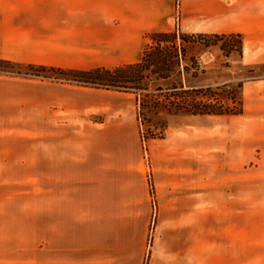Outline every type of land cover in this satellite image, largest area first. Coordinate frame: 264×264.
<instances>
[{"label":"crops","instance_id":"1","mask_svg":"<svg viewBox=\"0 0 264 264\" xmlns=\"http://www.w3.org/2000/svg\"><path fill=\"white\" fill-rule=\"evenodd\" d=\"M176 29L241 34L264 63V0H0V58L18 63L116 68ZM125 100L0 73V264H264V231H217L230 128L175 115L148 162Z\"/></svg>","mask_w":264,"mask_h":264},{"label":"rangeland","instance_id":"2","mask_svg":"<svg viewBox=\"0 0 264 264\" xmlns=\"http://www.w3.org/2000/svg\"><path fill=\"white\" fill-rule=\"evenodd\" d=\"M237 41L236 37L217 39V47L210 49L198 45L191 47L190 45L187 55L191 58L195 57L199 66H196V63L192 64L189 58L188 61L193 67H199V70L195 72L196 70L191 69L190 73L186 74L189 75L186 84L217 86V93L220 94L221 99L230 105H232L228 99L230 93L237 95L242 93L244 112L241 115L193 117L192 114L184 111L169 113L166 108L158 105L157 101L164 100L165 97L156 90L159 82L155 80L143 81V85L149 87L148 90L129 91L124 94L120 93L123 91L89 88V86L72 82L70 80L73 78V74L70 71L60 73L56 70H45L43 76L48 78L42 79L72 86L79 91H88L95 95L125 97L126 104L137 111L142 127L144 154L148 162L150 157L147 141L152 135L157 138L164 136L166 130L177 123L179 118H176L175 115H180V118L182 116L184 119L189 115L191 121H206V125L216 126L222 135H226V131L230 128L233 157L237 166L231 176L222 178L228 180L230 186L228 199L233 200L236 205L231 208H217V231H264V76L260 79L253 78L256 75H264V63L247 62L239 52L234 51L227 54V51L221 49L223 45L225 47L229 43ZM146 42V46L155 51L153 48L155 41L147 37ZM2 68L10 69L7 66H2ZM11 69L29 71L25 66L19 64L14 65ZM195 73L200 76L193 77L192 75ZM177 80L176 74L172 79L161 83L168 85ZM242 82L244 83L243 88L239 87ZM84 98L83 94H78L79 105L82 104ZM94 98L97 99V96ZM91 118L97 121L103 117L94 115ZM78 119L80 120L81 116ZM156 208L154 202V211Z\"/></svg>","mask_w":264,"mask_h":264},{"label":"trees","instance_id":"3","mask_svg":"<svg viewBox=\"0 0 264 264\" xmlns=\"http://www.w3.org/2000/svg\"><path fill=\"white\" fill-rule=\"evenodd\" d=\"M150 37L155 41L152 48L145 47L142 58L139 62L128 64L116 68H97L93 70H76L64 69L55 66H46L34 63H18L0 58V73L13 74L24 77L48 78L43 76L45 70H56L60 73L70 71L73 78L70 80L84 86L95 88L113 89L117 91H144L148 90V86L143 85L145 80H155L159 84L156 90L165 99L158 100V105L166 108L169 113L172 112H188L192 115H213V116H235L244 112L242 93L239 95L230 93L228 99L232 105L221 99L217 93V86L212 84H186L189 79L191 69L199 70V67H193L192 64L198 65L195 57H188L187 49L191 45H198L207 49L217 47V39L238 38L235 43H229L221 47L227 54L234 51L239 52L243 57V38L237 33H186L178 30L169 32L150 33ZM19 64L25 66L29 71H15L11 68ZM7 66L10 69H3ZM253 70V69H252ZM205 72V69H204ZM177 74L176 82L164 85L166 82ZM192 75L197 78L200 75ZM264 75H256L253 78H263ZM227 85V84H225ZM239 87L243 88L244 83H240ZM174 107V108H173ZM176 111H173V110ZM157 136L152 135L151 138ZM161 137V136H160Z\"/></svg>","mask_w":264,"mask_h":264}]
</instances>
